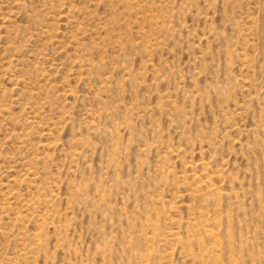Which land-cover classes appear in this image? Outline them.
Instances as JSON below:
<instances>
[{"label": "rangeland", "instance_id": "1", "mask_svg": "<svg viewBox=\"0 0 264 264\" xmlns=\"http://www.w3.org/2000/svg\"><path fill=\"white\" fill-rule=\"evenodd\" d=\"M0 264H264V0H0Z\"/></svg>", "mask_w": 264, "mask_h": 264}]
</instances>
